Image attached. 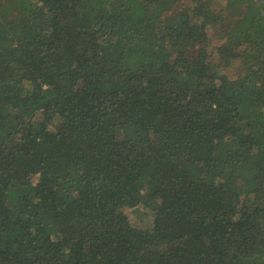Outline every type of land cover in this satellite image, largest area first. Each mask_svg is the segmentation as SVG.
<instances>
[{
    "label": "trees",
    "instance_id": "obj_1",
    "mask_svg": "<svg viewBox=\"0 0 264 264\" xmlns=\"http://www.w3.org/2000/svg\"><path fill=\"white\" fill-rule=\"evenodd\" d=\"M0 264H264V0H0Z\"/></svg>",
    "mask_w": 264,
    "mask_h": 264
},
{
    "label": "rangeland",
    "instance_id": "obj_2",
    "mask_svg": "<svg viewBox=\"0 0 264 264\" xmlns=\"http://www.w3.org/2000/svg\"><path fill=\"white\" fill-rule=\"evenodd\" d=\"M258 14V10H255V12L252 13V15H257ZM212 17L215 20L219 19V24L224 25V26H218V27H214L210 30V37H209V41H208V46L210 49H213L216 45H218L219 43H224V42H228L229 43V39L228 37L224 38L221 34V29H225V30H230L231 28H233L234 26L232 25H228V23H231V20L229 19H224L223 17L221 18L220 15L218 14V10L217 7H214L212 9ZM207 45V43H206ZM241 59H231L229 60L230 63H232V67L235 70L236 74H240L243 71V65L240 63ZM139 209V212H143L144 213V209L142 208H137ZM128 210V209H126ZM129 211H132L131 209H129ZM132 213V212H131ZM138 215V212H137Z\"/></svg>",
    "mask_w": 264,
    "mask_h": 264
}]
</instances>
